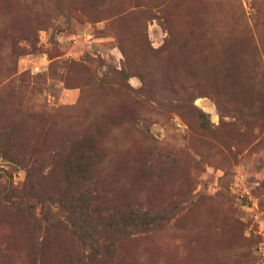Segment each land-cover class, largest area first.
I'll return each mask as SVG.
<instances>
[{
    "label": "rangeland",
    "instance_id": "1",
    "mask_svg": "<svg viewBox=\"0 0 264 264\" xmlns=\"http://www.w3.org/2000/svg\"><path fill=\"white\" fill-rule=\"evenodd\" d=\"M0 264H264V0H0Z\"/></svg>",
    "mask_w": 264,
    "mask_h": 264
}]
</instances>
